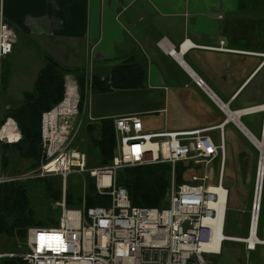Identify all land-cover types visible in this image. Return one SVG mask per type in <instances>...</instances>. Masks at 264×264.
<instances>
[{
    "label": "crops",
    "instance_id": "0c3cea01",
    "mask_svg": "<svg viewBox=\"0 0 264 264\" xmlns=\"http://www.w3.org/2000/svg\"><path fill=\"white\" fill-rule=\"evenodd\" d=\"M1 3L5 19L16 30V41L13 51L0 62V115L1 111L20 106L25 91L33 89L45 64L43 54H47L62 64L84 70V97L94 78L109 77L120 64L134 63L135 68H143L145 77H128L123 87L138 91L137 104L116 115L138 113L147 132L208 128L207 133L214 140L211 132L218 131L219 142L225 145L223 182L227 163L230 161L234 168L245 152L234 148V143L242 142L245 148V140H249L230 113L242 112L239 119L249 130L247 124L257 133L264 129L262 0H1ZM185 39L194 46L178 54ZM168 49H174L176 54ZM193 77L201 78L207 90ZM79 91L81 95L80 82ZM150 115L158 116L161 122L150 124L147 118ZM108 116L114 118L108 114L99 117ZM238 171L236 167L235 174ZM254 171L250 165V178Z\"/></svg>",
    "mask_w": 264,
    "mask_h": 264
},
{
    "label": "built area",
    "instance_id": "2783aa9c",
    "mask_svg": "<svg viewBox=\"0 0 264 264\" xmlns=\"http://www.w3.org/2000/svg\"><path fill=\"white\" fill-rule=\"evenodd\" d=\"M15 31L3 16L0 0V62L12 49ZM192 46L194 44L185 39L178 54ZM168 50L176 54L174 49ZM193 78L207 90L201 78ZM82 103V96L76 92L70 97L65 96L43 114L42 155L38 169L6 178L2 175L0 156V185L6 180L49 175L62 179L59 223L56 226L28 227L27 249L19 255L30 264H210L206 255L219 254L223 242L231 239L223 236L219 248L211 245L215 233H224L228 189L225 187L224 193L213 191L207 182L214 180L210 164L219 158L221 164L214 186H223L224 143L217 144L207 133L208 128L147 132L138 113L123 114L113 118L116 156L109 165L89 168L85 153L73 147L83 123ZM5 125H9L8 132H15V128L19 132L13 120L2 122L0 115V148L2 143L9 142L3 131ZM181 161L193 162L204 174L193 173L190 181L177 185L174 170ZM155 163L172 165L169 203L164 207L132 206L127 189L116 183L117 169ZM73 172L89 173L94 177L97 191L109 195L112 206L85 210L69 208L66 202L67 177ZM105 175L109 176L107 181ZM261 194L262 187L258 191L256 185L248 237L235 240L244 242L248 251L255 250L259 244L264 245V240L256 237ZM253 233L256 240L252 244L249 238ZM12 255L15 253L0 252V259Z\"/></svg>",
    "mask_w": 264,
    "mask_h": 264
},
{
    "label": "trees",
    "instance_id": "16d2710c",
    "mask_svg": "<svg viewBox=\"0 0 264 264\" xmlns=\"http://www.w3.org/2000/svg\"><path fill=\"white\" fill-rule=\"evenodd\" d=\"M45 64L37 74L32 90L25 91L23 101L19 107L6 110L1 115V120L8 117L15 119L22 134V140L18 143H2V158L4 172L10 158L6 156L8 149L15 151L18 156L30 159L32 162L27 168L37 166L41 154V118L45 111L52 109L61 102L66 94L65 77L72 74L81 84V95L84 98L85 88L84 70L79 67H71L58 62L50 55L43 54ZM143 68H135L134 63H123L116 66L111 75L105 79L94 78L92 87L104 90L123 88L128 77H145ZM260 122L263 121V112L260 113ZM113 118H101L96 125L87 123V131L91 141L99 147L101 152V165H109L117 150V139L114 129ZM250 130L261 139V132L257 133L248 124ZM97 128L98 134H94ZM253 134V135H254ZM254 135V136H255ZM256 153L259 150L255 148ZM258 155V154H257ZM259 159V158H258ZM193 165V166H192ZM226 165V162H225ZM193 162H178L175 165V183L177 185L190 181L187 177L191 171H195ZM27 170V171H28ZM89 175V174H88ZM49 175L40 177L51 180ZM49 177V178H48ZM172 165L170 163H155L149 165L125 166L117 169L115 180L118 185L125 187L131 202L135 206L164 207L168 204V193L172 182ZM26 180L8 181L0 187V232L7 237L14 238L16 244L25 241L27 229L31 225L47 226L55 225L59 219L51 218L48 223L36 222L33 218V207L30 203L29 190ZM52 182V181H51ZM52 183L46 182V193L56 201L61 198V189L54 191ZM85 194L77 195L67 190L66 200L70 207H79L83 200L87 205H110L111 198L107 194H100L95 185V179L89 175ZM264 182L262 189L261 212H264ZM260 212L258 224V236L260 234L263 216ZM227 220V216H226ZM226 225V223H225ZM0 264H29L21 257H3Z\"/></svg>",
    "mask_w": 264,
    "mask_h": 264
},
{
    "label": "rangeland",
    "instance_id": "374dc122",
    "mask_svg": "<svg viewBox=\"0 0 264 264\" xmlns=\"http://www.w3.org/2000/svg\"><path fill=\"white\" fill-rule=\"evenodd\" d=\"M262 1L264 2V0ZM262 25L264 26V20L262 22ZM3 71L5 72V74L7 73V68L5 65L3 67ZM77 89L78 88H76V92ZM78 93H80V91ZM138 97L139 93L136 90H134L133 92L127 91L124 88L104 90L99 87L93 88L92 83L91 87L86 90L85 97L83 98L84 112L82 118L84 117V120L79 128L76 139L73 143V147L85 153L87 158V165L89 168H95L101 165V152L99 147L91 141L90 133L87 131V123H95L97 125L99 123L98 121L100 120L99 118H101L99 116H104L105 114L114 116L120 113V111L126 107L131 108L132 106H135L138 102ZM17 104L18 103H15V105ZM4 112L5 111H1V114L3 115ZM90 117L95 118L96 120H92L90 119ZM103 118H112V116ZM147 118L149 119L150 124L152 125H156L161 122L160 118L156 115H150ZM94 134H98L97 128L94 130ZM211 134L216 143H220L218 131L211 132ZM262 135L263 131L261 132V137ZM245 141V148L242 147V142L234 143V148H240L242 150L245 149V152H242L240 160L235 163L234 168L230 161L226 165V182L224 181L225 184L224 182L223 184L225 187H228L227 184L230 186V188L228 187L229 202L227 220L224 231L226 236H247L249 224L251 222V207L253 203L257 175L259 173L258 171L260 162V151L259 153H256L253 146L258 150L259 148L249 140L246 139ZM0 153L2 155V146L0 148ZM5 154L7 157L10 158V162L7 168H5L4 172L6 175L15 176L16 174L25 172L26 170H28L27 168L32 162L30 159L18 156L15 151H12L10 149L5 151ZM116 154L117 150L114 156H116ZM219 165V158L215 159L210 164L213 169L214 180L210 182L208 181L207 183L217 184ZM250 165L253 167V170L255 168L254 174L252 176L253 178H250V176L248 175V172L250 171ZM36 167L37 166L33 167L32 169H29L28 171H31ZM236 167L239 168L238 174H235L234 172V169ZM193 173L202 176L204 174V171L199 167L198 169H196V171H191L187 179L191 180V175ZM89 175L88 173H70L67 177V190L75 195H77L78 193L85 194L84 192L86 191ZM50 178L51 180L45 178H31L30 180L25 181L26 187L28 188L30 194V203L33 207V218L36 222L39 221L44 224L48 223L51 218L59 219V216L61 215V209L58 206L57 202L62 198V196L61 198H58L57 201L53 197L49 196L46 193V182L49 181L50 183H52L51 186L52 188H54V191L57 194V191L62 187V179L57 175ZM230 182H234L236 185H233L234 183L231 184ZM85 202L86 200H83L82 205ZM261 213L264 219V212ZM261 228L262 229L260 231L259 236L264 237V220L262 222ZM26 249L27 247L25 245V241H19L17 245L14 238L7 237L2 232H0V252L15 253V255L5 257L23 258L19 254L26 251ZM206 257L210 264H264V245L259 244L257 246V249L248 251L244 242H236L228 239L224 241L220 254H207ZM2 259L4 258L2 257L1 260Z\"/></svg>",
    "mask_w": 264,
    "mask_h": 264
},
{
    "label": "bare ground",
    "instance_id": "6f19581e",
    "mask_svg": "<svg viewBox=\"0 0 264 264\" xmlns=\"http://www.w3.org/2000/svg\"><path fill=\"white\" fill-rule=\"evenodd\" d=\"M2 13H3V10H2ZM3 16H4V13H3ZM15 41H16V34H15ZM15 41L13 42V45H12V49H11V51L7 54V55H9L11 52H12V50H13V47H14V43H15ZM6 55V56H7ZM67 84H68V87H67ZM78 84H79V82H78V80H77V78H75L72 74H67L66 75V77H65V91H66V94H65V96L67 97H70V96H72V95H74L75 93H76V88H78ZM65 98V97H64ZM69 100H67L66 101V103L68 102ZM60 103V102H59ZM58 103V104H59ZM57 104V105H58ZM56 106V105H55ZM54 106V107H55ZM225 106V105H224ZM53 107V108H54ZM52 108V109H53ZM259 108V107H258ZM258 108H256V109H258ZM261 108V107H260ZM264 108V107H263ZM51 110V109H50ZM50 110H48V111H50ZM254 110H255V108H254ZM48 111H45V112H48ZM228 111L229 112H231L229 109H228ZM44 112V113H45ZM43 113V114H44ZM233 112H231L230 113V116L232 117V119H233V121H236V123H238V125L240 126V128L243 130V132L247 135V137L249 138V140L252 142V143H254L258 148H259V151H260V162H259V173H258V182H257V190L259 191L260 190V188L263 186V180H264V129H263V135H262V137H261V139H258L256 136H254L253 135V133L251 132H249L247 129H245L241 124H240V122H241V120H240V122H239V120H238V117H236L235 115H237L238 116V114H236V113H233ZM43 114H42V116H43ZM8 119H11V120H13L15 123H16V121H15V119L14 118H12V117H8V118H6L5 120H3L2 122H4V121H6V120H8ZM10 123H12V121H10ZM17 124V123H16ZM41 125H42V118H41ZM17 126H18V124H17ZM8 127H9V125H5L4 127H3V131L7 134V141H9V142H7V143H18V142H20L21 140H22V134H21V131H20V128L18 127V129H19V132L18 131H16V128H15V132H13V133H10V132H8L7 130H8ZM41 155H42V135H41ZM0 156H1V163H2V175L3 176H5L6 178H9V177H12V175H6L5 173H4V167H3V158H2V155H1V153H0ZM40 165H41V156H40V160H39V163H38V165H37V167L36 168H34L33 170H36V169H38L39 167H40ZM32 171V170H31ZM33 178H40V177H33ZM31 178H28V179H24V180H30ZM104 179L107 181L108 179H109V176L108 175H105L104 176ZM21 180V179H20ZM8 181H15V180H6V181H4V182H2L1 183V185L3 184V183H5V182H8ZM1 185H0V187H1ZM211 186V190H213V191H220V192H225V187L224 186H222V187H217V188H215V186L214 185H210ZM63 200V196H62V198L57 202V204H58V206L60 207V209H61V213H62V207H61V204H60V202ZM131 200V199H130ZM66 202H67V200H66ZM68 205V204H67ZM131 205L132 206H134V207H139V206H135V205H133L132 204V202H131ZM112 206V200H111V203H110V205H107V206H105V205H87L86 204V202L82 205V206H79V207H70V206H68L69 208H71V209H81V210H85V209H88L89 207H105V208H108V207H111ZM61 216V215H60ZM60 216H59V219H60ZM225 220H226V217H225ZM58 223H59V221H58ZM57 223V224H58ZM56 224V225H57ZM55 225V226H56ZM30 227H47V226H37V225H32V226H30ZM223 236H225L226 237V235L224 234V233H221V232H218V234L217 233H215V235H214V239H213V242H212V246H214V247H216V248H219L220 247V245H221V238L223 237ZM257 237V236H256ZM256 237H255V235H254V233H253V235H252V237H250L249 238V241L253 244L254 243V241L256 240ZM230 238L231 239H233V240H241V238L242 237H234V236H230ZM258 238V237H257ZM258 239H260V238H258Z\"/></svg>",
    "mask_w": 264,
    "mask_h": 264
},
{
    "label": "water",
    "instance_id": "95a60500",
    "mask_svg": "<svg viewBox=\"0 0 264 264\" xmlns=\"http://www.w3.org/2000/svg\"><path fill=\"white\" fill-rule=\"evenodd\" d=\"M245 112H249L248 110L247 111H245ZM238 114V120H239V118H240V116L243 114L242 112H239V113H237ZM239 122H240V120H239ZM238 124V123H237ZM240 124L245 128V129H247L249 132H250V130L242 123V122H240ZM240 127V126H239ZM251 133V132H250ZM248 138V137H247ZM254 144V143H253Z\"/></svg>",
    "mask_w": 264,
    "mask_h": 264
}]
</instances>
